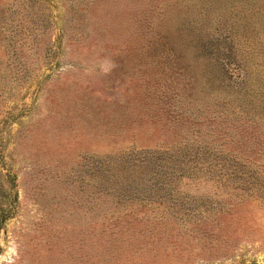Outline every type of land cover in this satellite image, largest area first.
Returning a JSON list of instances; mask_svg holds the SVG:
<instances>
[{"label":"rangeland","instance_id":"1","mask_svg":"<svg viewBox=\"0 0 264 264\" xmlns=\"http://www.w3.org/2000/svg\"><path fill=\"white\" fill-rule=\"evenodd\" d=\"M71 2L0 0V264H264V188L184 182L224 207L206 227L155 210L120 247L91 248L109 222L91 214L79 166L130 149L194 152L209 135L191 119L221 112L222 63L253 84L264 76V0H95L85 40Z\"/></svg>","mask_w":264,"mask_h":264},{"label":"trees","instance_id":"2","mask_svg":"<svg viewBox=\"0 0 264 264\" xmlns=\"http://www.w3.org/2000/svg\"><path fill=\"white\" fill-rule=\"evenodd\" d=\"M93 1L72 0L69 4L68 10L76 13V16L72 13L73 25L79 29L81 40L87 39L84 28L90 20H95ZM236 65L222 63L221 69L230 75L226 94L219 98L221 112L206 113V117L190 121V125H197L196 133L201 134L200 128L204 126L207 131L201 136L209 135L207 140L195 145L194 152L130 149L117 155L84 157L80 161L79 166L87 167L90 172V212L109 222L108 226L101 227L102 231L91 230L88 240L91 248L120 247L141 226L150 228L147 222L155 210L162 215L168 211L182 212L191 222L203 225L224 211L223 206L207 208L200 196L182 189L184 182L189 185L201 178H214L239 181L258 191L264 188V76L253 84L249 71ZM175 120L183 122L181 115ZM213 125L217 128L212 129ZM215 132L222 136L216 138ZM214 160L222 163L227 171L214 170ZM245 167L250 170L247 176L241 172ZM233 202H241V197ZM7 216L8 212L4 211L0 221Z\"/></svg>","mask_w":264,"mask_h":264}]
</instances>
